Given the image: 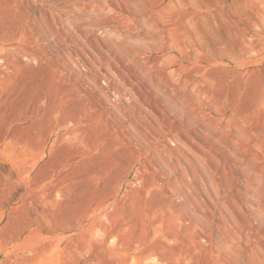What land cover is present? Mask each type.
<instances>
[{"label": "rangeland", "instance_id": "1", "mask_svg": "<svg viewBox=\"0 0 264 264\" xmlns=\"http://www.w3.org/2000/svg\"><path fill=\"white\" fill-rule=\"evenodd\" d=\"M0 264H264V0H0Z\"/></svg>", "mask_w": 264, "mask_h": 264}]
</instances>
